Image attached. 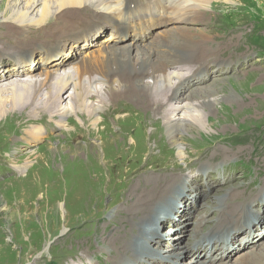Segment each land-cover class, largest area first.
<instances>
[{"label": "bare ground", "instance_id": "6f19581e", "mask_svg": "<svg viewBox=\"0 0 264 264\" xmlns=\"http://www.w3.org/2000/svg\"><path fill=\"white\" fill-rule=\"evenodd\" d=\"M214 1L229 6L241 4L234 0H141L135 3L128 0H17L5 10L0 6V115L4 116L5 103H9L12 111H30L31 120L45 112L48 117L37 124L51 125L56 121L58 127H63L64 120L74 115L80 126L87 121L97 127L109 97L122 96L114 100L116 103L127 97V101L141 104L144 112L153 111L146 116L148 121L162 118L159 121L177 159L184 161L188 144L185 134L193 136L205 130L201 117L215 89H206L203 85L220 73V66L213 65L217 63L215 54H209L211 50L204 42L210 41V34L198 28L199 36L193 39L191 29L164 27L157 30V39L148 40L151 31L136 38L134 31H141L143 26L138 27L135 20L144 15L146 21L152 19L156 24L161 19L167 25L181 20L197 24L198 19L208 17L207 7ZM109 29L114 34L96 44V49H90L92 40L102 37ZM136 39L139 42L132 44ZM124 42L127 44H122ZM83 49L88 50L86 56L77 57V51ZM229 59L233 63L239 61V65L233 69V65L227 64L228 70L240 72L243 57ZM42 69L47 70L36 76L34 72ZM6 79L13 81L2 84ZM125 105L114 107L124 111ZM167 106L169 108L165 109ZM40 127L26 131L23 142L32 145L41 140L45 135ZM65 129L69 130L68 126ZM100 141L99 148L104 154L110 141L103 138ZM216 150L220 154L213 156L221 157L218 167L221 168L233 156L220 148ZM55 155H61L59 149ZM206 155H209L208 150H202L198 156L197 161L203 163L201 166L190 164L180 168L178 173L183 176L180 179L178 173H169L165 166H150L134 174L125 198V202L131 200L132 204L121 212L128 218L117 221L127 223L125 227L133 228V232L121 227L120 233H115L117 252L113 253L112 246H105L106 255H116L113 264L125 261L126 264H179L178 259L182 261L180 264H243V260L248 264H264L262 178L256 183L234 187L242 185L236 184L230 188L235 181L234 177H228L224 182L233 181L231 184L214 188L221 181L213 183L217 168L208 165L216 160ZM42 157L39 155L37 161ZM78 158V153L72 157L74 161ZM85 158L92 165L97 154H86ZM199 184L206 185V190L214 188L213 194L201 202L203 208H194L192 206L206 192ZM250 184H255L256 188H250ZM81 191V201L91 198L92 187ZM212 201L218 209L213 207L208 213L207 206ZM61 211L66 213L63 204ZM139 213L145 215L138 218ZM211 214L214 217H208ZM188 216L195 217L191 225L184 219ZM27 220V216H21L20 226L28 225ZM164 226L170 227L166 230L169 236H160ZM118 238L128 242L124 244L117 241ZM241 239H248L249 243L241 245L238 243ZM164 240H175V244L164 251ZM148 242L158 243V252H154L156 246L150 248ZM246 247L240 258L233 259L232 254L237 249ZM215 248L221 249V256L213 254Z\"/></svg>", "mask_w": 264, "mask_h": 264}, {"label": "rangeland", "instance_id": "374dc122", "mask_svg": "<svg viewBox=\"0 0 264 264\" xmlns=\"http://www.w3.org/2000/svg\"><path fill=\"white\" fill-rule=\"evenodd\" d=\"M15 1L17 0H0V6L5 10L8 4L12 5ZM234 1L241 4L229 6L212 2L206 10L208 17L198 19L197 24L181 20L178 22L182 23L176 22L177 24L168 26L173 27L172 29H191L194 32L191 34L193 39L199 36L198 28L205 29L210 34V41H204L206 48L211 50L209 54H215L217 63L214 66H220L221 70L226 69L222 66L230 62L229 58L241 56L245 64L250 60V65H242L239 68L240 72L223 71V74L213 76V80L210 78L203 85L206 89L215 90L211 93L213 96L207 99L208 106L201 117L205 130L193 136L185 134L188 144L184 161L177 159L159 121L162 118H151L148 121L147 117L153 111L144 112L141 104L127 101V97L119 99L118 103L114 100L122 96L109 97L97 127L87 121L80 126L74 115L64 120L63 127H58L56 121L51 125L37 124L41 120V123L44 122L48 117L45 112L39 113L36 119L31 120L30 111H12L10 104L5 103L6 112L4 116L0 115V264H113L116 255H106L105 246H112L113 253L117 252L115 233H120L121 227L133 232V228L125 227L127 223L117 221L128 218L121 212L127 210L129 203L132 204L131 200L125 202V198L128 196L134 174L146 168L150 169V166H165L169 173H178L180 168L184 169L190 164L199 167L203 164L197 161L202 150H208L209 155L206 157L216 160L212 165H208L210 168H217L214 174L217 177L213 183L220 181L219 176L222 177V173H225L229 161H233L236 171L231 169V172L228 170L225 173L227 177H234L235 183L230 188L253 181L256 183L259 179H254L257 172L263 184L264 0ZM156 32L152 33L148 40L157 39ZM109 34L111 35V31L107 30L102 37L93 38L90 49H96L95 45L108 38ZM138 42L136 39L132 44L136 45ZM178 42H181V39ZM87 51L78 50L76 55L82 58L86 56ZM192 65L196 66L194 63ZM44 70L47 69L36 70L34 73L37 76L40 72H45ZM214 78L217 81H214ZM12 79H6L2 84L7 80L13 81ZM27 79L26 77L25 80ZM138 100L142 101L140 98ZM123 103L128 104L124 107L127 111L116 110L119 108L114 105ZM168 108L169 106L165 109ZM157 121L159 123L153 124ZM38 126H41L45 136L31 143L32 145L30 142H23L26 131ZM65 126H68L69 130H66ZM101 138L110 141L104 145V154H101L99 148ZM216 147L233 156L221 168H218L221 157L213 156L220 154ZM57 149L61 155H55ZM93 152L97 154V159L91 165L85 157L86 154L91 156ZM76 153L79 160L74 161L72 157ZM39 155L43 157L37 161ZM236 158L238 159L235 160ZM143 163L148 165L140 167ZM234 164L230 165L234 167ZM171 167L176 169L172 170ZM17 169L19 171H16ZM177 176L178 179L183 177L180 173ZM184 182L185 180L182 185ZM231 183L221 182L215 184L214 188H224ZM199 186L200 189L206 190V185ZM91 187V198L81 201L79 191H89ZM249 187L256 188V185L250 184ZM155 189L158 190V186ZM212 189H207L192 207L203 208L204 204L201 202L213 194ZM72 202L76 204L73 205ZM61 204L66 206V213L61 211ZM213 204L212 201L207 206L208 213L213 207L218 209V205ZM23 215L29 219V224L25 227L19 224V218ZM144 215L145 213H139L137 217ZM184 219L191 225L195 217L188 216V219ZM169 228L162 227L160 236H169V231H166ZM105 239L106 243L103 242ZM242 240V243H238H249L248 239ZM117 241L124 244L128 242L125 238H118ZM186 241L188 242V239ZM164 244L165 251L175 244V240H164ZM148 245L150 248L156 246L154 252H158V243L148 242ZM247 249L248 247L237 249L232 254L233 259L240 258L243 255L241 253ZM213 250L215 256H221L220 248ZM204 252L201 253V258ZM125 262L123 264H126ZM180 262L182 261L178 259L177 263ZM242 263L248 264L245 260Z\"/></svg>", "mask_w": 264, "mask_h": 264}]
</instances>
